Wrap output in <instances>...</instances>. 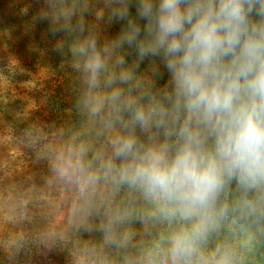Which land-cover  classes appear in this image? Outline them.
Returning a JSON list of instances; mask_svg holds the SVG:
<instances>
[{
    "label": "clouds",
    "instance_id": "clouds-1",
    "mask_svg": "<svg viewBox=\"0 0 264 264\" xmlns=\"http://www.w3.org/2000/svg\"><path fill=\"white\" fill-rule=\"evenodd\" d=\"M34 19L63 33L75 117L28 133L69 194L40 239L74 264H264V0H44Z\"/></svg>",
    "mask_w": 264,
    "mask_h": 264
},
{
    "label": "rangeland",
    "instance_id": "rangeland-1",
    "mask_svg": "<svg viewBox=\"0 0 264 264\" xmlns=\"http://www.w3.org/2000/svg\"><path fill=\"white\" fill-rule=\"evenodd\" d=\"M131 12L135 15L134 5ZM122 27L114 21L102 24L101 31L114 37ZM46 41L51 43V39ZM148 64L145 60L141 70ZM57 75L65 78L61 70L33 71L14 52L0 47V264H74L71 242L46 244L40 239L41 234L60 233L65 228L69 194L45 183L47 167L28 146L31 129L50 127L49 123L36 121L35 99L28 94L41 82L51 83L49 76ZM168 78L161 64L157 84L163 86ZM45 101L43 106L47 105ZM62 114L66 119L75 118L64 108Z\"/></svg>",
    "mask_w": 264,
    "mask_h": 264
},
{
    "label": "trees",
    "instance_id": "trees-1",
    "mask_svg": "<svg viewBox=\"0 0 264 264\" xmlns=\"http://www.w3.org/2000/svg\"><path fill=\"white\" fill-rule=\"evenodd\" d=\"M43 3L44 0H0V47L14 52L33 71L61 70L65 77L63 80L58 75V78L49 76L51 83L47 80L43 84L41 82L40 87L28 94L35 99L36 121L52 125L70 120L64 118L62 110L72 109L74 94L71 90V69L66 62L70 56L67 54L62 56L54 50L57 40L63 33L53 35L47 20L34 19L38 16ZM105 35L110 37V33ZM47 39H51V43L48 44ZM43 101L47 105L43 106Z\"/></svg>",
    "mask_w": 264,
    "mask_h": 264
}]
</instances>
